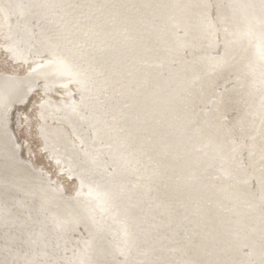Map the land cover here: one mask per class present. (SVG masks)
<instances>
[{
	"label": "bare ground",
	"instance_id": "1",
	"mask_svg": "<svg viewBox=\"0 0 264 264\" xmlns=\"http://www.w3.org/2000/svg\"><path fill=\"white\" fill-rule=\"evenodd\" d=\"M161 1L164 3L162 9L165 14L157 23L147 18V25H157L147 33L152 34V37H169L175 32L174 26L178 24L186 27V30L181 36L175 37L172 44L158 46L150 39L149 45L145 32H137L134 19H126L131 14L130 3H135V0H0V33L12 39L9 50L16 60H26L31 51L24 48L33 44L32 38L36 37V31L32 32L28 27L25 5L31 6L37 21L52 22L59 26L61 34L54 32L53 37H63L69 41L66 46L62 45L64 52L81 53L87 48L95 51L92 58L83 63V69L72 68L71 63L72 60L76 62L75 57L69 60L59 57L49 60L46 65L31 66V70L22 78L0 75L4 80L0 81V235L3 234L5 242L2 245L5 247H0L3 248L0 251V264H123L126 261L121 262L119 259L124 257L128 258V264H223L224 260L220 258L223 255L218 257L220 253L232 258L231 261L228 259L227 264H247L245 260L237 262L240 255V243L237 239L230 240L227 246L219 250L221 236L225 232L236 234L235 227L239 226L245 229L242 237L244 243H247L255 257L264 264V209L262 210L263 206L256 207V200L251 201L250 188L243 195L245 198H238L233 205L228 206L237 214L236 225L228 227L229 229L218 225V235L214 237L208 233L204 238L199 236L205 244H209L203 245L205 254L200 252V256L191 251L188 241L189 226L195 223L194 229L197 230L199 217L193 214L188 221L186 189L183 186L175 188L169 184L172 177L185 174L179 172L176 163L180 162L179 158L172 155L176 147L175 130L171 126L172 117L175 116L174 108L170 109L163 102L166 92L162 82L157 86L151 84L150 79L152 76L157 77V73L152 72V69L149 71L148 66L150 56L156 49H162L166 56H170L180 53L183 46L192 47V54L198 62L195 63L196 66L180 63V72H189L190 76H186L184 83L174 82L173 88L178 95L182 93L183 99L184 90L190 92L199 86L200 90L194 95L196 103L202 100L208 101L207 104L213 103L215 113L212 116H200L204 119L203 124L207 125L202 130L204 133L201 139L203 137L208 142H213L210 137L215 139L224 134L228 125L223 120L224 112L235 106L230 97L232 89L229 87L222 93H217L216 84L224 85L228 76L234 78L229 82L240 77L243 90H240L239 97L244 95L249 108H252L253 129L256 130L253 134L255 138L258 137L259 147L264 153V0H210L211 5L209 0ZM161 1L148 0L146 6L149 8L154 2L156 4ZM232 2L237 3L236 8ZM146 6L142 5L141 8L146 10ZM214 12L218 16V23L212 20ZM79 24L81 25L78 27ZM216 33L223 45V51L218 58L212 59L211 49L216 43ZM246 36L254 44L250 46ZM136 37L142 42L141 50L134 47ZM126 46L135 51H125ZM51 50L48 51L49 56ZM157 61L165 65L167 60L161 57ZM89 63L92 67L87 65ZM38 77L48 86L59 80L62 89L57 88L51 92L56 96L68 97V100L63 98L64 102L56 105L46 100L41 107L46 122L59 124L60 128L67 129L76 140V143L70 142L62 134L64 131L61 135L58 134L57 147L64 146L67 154L65 159H61L63 155L56 158V161L66 164L68 173L79 181L71 204L64 201L59 190L44 188L42 182L33 178L38 172H33L19 161L16 147L11 142L5 124L9 102L17 100L12 92L21 88L18 85L30 86L33 79ZM220 81L224 83L221 84ZM68 85L76 86L81 93L78 102H74L71 97L70 88L65 90ZM185 113L187 115L186 111ZM235 123L237 124L236 121ZM212 124L215 125L213 129L210 128ZM240 131L243 139L248 138L247 145L244 149L242 147V153H246L251 160L257 145L249 141L251 135L248 136L242 127ZM87 133L91 134L99 150L109 155V172H100L103 164L96 160L97 157L94 158L92 152L87 153ZM41 135L40 139L54 140L49 139L44 132ZM205 144L206 141L198 148ZM228 144L227 147L236 150L241 147V143L234 142L233 145L228 141ZM197 146L193 151L198 149ZM47 148L49 149L46 145ZM163 155L164 159L161 158ZM194 155L195 152L191 155L192 161L197 159ZM222 157L217 155L216 160L221 161ZM228 159L226 165L231 168L235 162H228ZM252 164L250 174L253 175L256 167ZM83 167L85 168L82 169ZM237 172V180L226 178V182L217 185L218 190L213 191L215 201L232 197L235 189H240L241 183L239 184L238 179H244L247 172L243 167ZM162 180L166 186H163ZM197 190H200L199 187ZM245 203H251L253 207H247ZM198 204L204 207L199 202ZM72 207L76 210L71 209ZM204 208L203 217L208 219L207 212L213 207ZM216 213L219 220L225 218V214ZM81 227L88 229L91 242L86 241L81 248L71 250V233ZM102 232H106L110 238L113 236L112 248H106L109 238L106 241V237H101ZM137 241L142 243V246L139 245L140 250L136 245Z\"/></svg>",
	"mask_w": 264,
	"mask_h": 264
},
{
	"label": "rangeland",
	"instance_id": "2",
	"mask_svg": "<svg viewBox=\"0 0 264 264\" xmlns=\"http://www.w3.org/2000/svg\"><path fill=\"white\" fill-rule=\"evenodd\" d=\"M135 1H136L135 3H130L131 6L129 8H130L131 14L130 15L127 14L128 16H126V19L132 18L135 20L136 26L138 27L137 32L138 31H140L141 33L145 32V35H147V37H148V38L146 37V39H148L149 45H150V40L153 42V44H155V45L158 44V46H159V44H165V43L167 45H170L173 43L175 37H178V36H181L182 34H184V30H186V27L178 24V25L174 26L175 32L173 34H171L169 37H165V38L159 37V36L152 37L151 36L152 34H150V33L148 34L147 32L152 31V29H154L155 26L157 27V25L152 24L149 26V25H147L146 22L148 19H153V20H155V23H157L158 19L161 18L165 14L164 10L162 9V6L164 5V3H162V1L160 0L161 2H157L156 4L154 2L153 4L150 5V7L148 5L149 8H147L146 2L148 0H135ZM124 2H126V0H124ZM208 3L211 5L212 1L209 0ZM232 3H233V7H235L237 5L236 2L235 3L232 2ZM142 5L146 6L145 7L146 10H144V8H141ZM206 9L208 11L210 10V8L208 9V7H206ZM142 10H144V12ZM214 10L217 11V8H214ZM25 13L28 14V15H26L28 27L31 28L32 32L36 31L35 32L36 34L34 33V36H36V37L32 38V42H34V43L28 44V45H26V48H24V49H26V51H29V52L31 51V54H29L28 57L26 56L27 58H29V57L30 58L29 59L26 58V60H24L23 62H21L18 58L16 60V57L9 50V44L11 43L10 41H12V39L9 37L7 38L6 34L0 33V75L1 76L13 77L16 79L22 78V77L27 75L28 71L31 70L30 69L31 66H33V65L36 66V64L38 66L39 65H46L49 63V60L54 59V58H59V57H62V59L67 58L68 60L70 58L75 57L76 62H74L72 60V63H71V66H73L72 68L76 69V67H81L83 69V67H82L83 63H85L88 58H92V54L95 51H93L92 49L87 48V47H83V48H87V50H83V52H81V53L71 54L72 51H68L67 53L64 52L63 46H66L69 41L64 40L63 37H61L62 40L58 39V38L55 39L56 37H53L54 32L57 33L58 35L61 34V32L59 31V29H60L59 26L53 24L52 22L41 23V22H39V20L37 21V19L35 18V12L33 11V9H31V6L28 7V5H25ZM145 15H146V17H145ZM211 17H212V20L214 23H218V16H217L216 12H214V14ZM13 22L16 23L15 21H13ZM31 23L34 24L33 25L34 27L31 25ZM143 23H145V24H143ZM50 24H52V25L50 26ZM60 24L62 26V23H60ZM80 25L81 24H79L78 27ZM74 26L75 25L73 24V27ZM151 26H152V28H151ZM55 29H57V30H55ZM37 33L39 34V36H37ZM57 34H56V36H58ZM216 37H217L215 39L216 43L213 44V47L211 49L212 59L218 58L220 55H222V51H223V45H222V43H220L221 40L218 38L217 33H216ZM138 38L139 37H136V45H134V47H136L137 50H141L142 42ZM35 39H36V41H35ZM36 42H37V44H35ZM54 43H55V45H54ZM51 44H53V45H51ZM7 45H8V47H7ZM50 47H52V48H50ZM55 48L57 51L55 50ZM49 50H51V56H49L50 55V52H48ZM131 50L135 51L133 48H131L129 46L125 47V51H127V52L130 51L129 53H131L132 52ZM191 51H192V47L187 45V46H183L179 51L180 53H178L177 55L166 56L165 52L162 49H156L155 52H152V56H150L148 66H149V71H150V69H152V72L157 73V77L152 76V78L150 79L151 84L153 86H157L159 83L162 82V87L164 88V91L166 92V96L164 97L163 102L165 104H167L170 109H172V107L174 108L175 116L172 117L171 126H173L174 130H175L174 135H175L176 147H174L172 155L177 156L176 158H179L180 162L179 163H178V161L176 162L178 165V168H179V172H182L185 174H182V175L180 174V175H176L175 177H172L173 180H171L172 178L169 179V181H170L169 184L174 186L175 188H179V187L183 186L186 189L187 197L185 199V204L189 207V209H188L189 213L187 216L188 221L190 220V217L193 216V214H195L196 217H199L197 230L194 229L196 227L195 223H193V224H191V226H189L190 231H189L188 241L191 244V251L197 252V254L201 256L200 252L204 253L203 245H209V244L208 243L205 244L201 239H199V236L201 238H204L205 234L208 233L211 235V237H214V236L218 235L217 231H216L218 225L221 228L222 227L228 228V227H233L234 225H236L237 218H238L237 214L235 212H233V210L228 206L233 205V203L236 200H238V198L239 199H242V197L245 198V196H243V195H245V192L248 188H250V195H252L251 201L254 202L256 200V202H257L256 207L260 208L263 206L262 210L264 209V199H263L264 198V184H263L264 183V159H263L264 153L262 152V150L259 147L258 137L255 138L254 134H253L254 131L256 132V130L253 129L254 128V122H253L252 116H251L252 108L251 107L249 108V104H248L246 97L244 95H243V97H239L240 90L241 91L243 90V81H242V79L241 80L239 79L240 77L236 78V80H234L233 82L231 81L232 82L231 83L229 81L233 80L234 78H233V76H228L226 81L224 80L225 81L224 85L216 84V87H215V91L217 93H222L223 91H225L226 89H228L230 87L232 89V92L230 93L231 94L230 97L234 102L233 104H235V106L233 105V107H231V109H229L228 112H224L225 113L224 114L225 119H223V120H226L227 124H228L225 131H224V134L217 136L215 139L214 138L212 139L210 137V139L213 142H211V141L208 142L207 139L204 140L205 138H203V137H202L203 140L201 139V135L204 133L202 130H205L207 128V125L203 124L204 119L201 118L200 116H201V114L202 115L204 114L205 116H207V115L212 116L215 113V108H213V103L207 104L208 101H203V100L196 103V101L194 100L195 99L194 95L197 94L198 91L200 90L199 86L191 89L190 92H189V90L188 91L184 90L183 99L181 97L182 93H180L178 95L177 90L175 88H173V86L175 84L174 82H180L181 83V81H182V83H184L186 81V76L190 74L189 72H186V73L180 72L181 68H179V67L181 66V64L182 65L183 64H191L192 66L193 65L196 66L195 63L198 62V60L194 59V56L192 54L193 51L192 52ZM66 54H67V56L69 55L68 56L69 58L67 56H65ZM55 55L56 56L58 55V56L56 57ZM78 55H80V56H78ZM158 57L159 58H161V57L166 58V60H167L165 62L166 64L164 65V64L158 63V61H157V60H159ZM208 58H209V56H208ZM43 59H45V60H43ZM40 62H42V63L40 64ZM87 65L92 67V65H90V63ZM204 67L205 66L203 65L202 68H204ZM39 80H40L39 77H38V79L34 78L32 83H30V86H26V84L25 85H18L21 88H18V89H16V91L12 92L14 98H17V100H15L11 103L9 102V107L7 109L6 116H5V118H6L5 124H6L7 129H8L7 130L8 134L10 135V138L12 139L11 142L16 147L15 152L17 151L16 154L18 155L17 158L19 159V161L21 163H23L25 166L27 165V167H29L33 172H35V173L38 172L37 174L31 172V173L35 174V176L33 178L38 180V182H42L43 183L42 185L44 188L46 187V188H52L53 190H59L60 191L59 193H61L63 195L62 197L64 198V201L66 203L71 204L72 200H74V198H75L77 188H78L77 184L79 181L77 180V178L73 177L72 175H70V173H68L69 170L66 167V164L62 163L61 161L60 162L56 161V158L57 159L61 158L63 155L64 156L61 159H65L66 154H67L66 153L67 149H65L64 146L59 145V148L57 147V145L59 144L58 134L61 135V133L64 131L62 134L66 135V137H68L71 140L70 142H75L76 140L73 139V137L69 134V131L67 129L63 130L62 128H60L59 124L54 123V122H51V123L46 122L45 121L46 119H44L45 117L43 118V114H42V110H43L42 108L43 107H41V104L44 103V101H46V100L48 102H52L53 104L56 105L62 101L64 102V100H62L63 98H66L65 100H68V97L63 96V95H57L56 96L55 94H53L51 92L52 90H57V88L62 89L61 87H63V86L59 80L51 82V84H52L51 86H48V84L45 85L44 81L40 80L42 82L41 83V82H39ZM0 81L3 82L4 81L3 78H0ZM150 81H149V84H150ZM224 81H222V82L220 81L221 84H223ZM93 87H95V86H93ZM67 88H70V90L72 91L71 97L74 99V102H76L78 99H80L81 93L79 92V90L76 86L71 85V87H70L68 85L65 88V90ZM72 89L73 90L75 89L74 90L75 93L73 92ZM171 89H174V90H171ZM173 93H176L177 95L173 94ZM242 94H243V92H242ZM14 102H15V104H14ZM179 106L181 108H177ZM190 106H193V107H190ZM176 109H178V110L175 111ZM185 111L187 112V115H186ZM172 113L173 112H171V114ZM87 115H88V113H87ZM231 119H233L234 121L233 120L231 121ZM235 121L237 122V124L235 123ZM255 121H256V119H255ZM45 122H46V125L44 126L43 124ZM189 123H190L191 127L189 126ZM238 125H240L242 127V129L245 131L246 134H248V136L251 135L249 138V141L252 143H255L257 145V148L255 149V152H254L251 160H249V156H247L246 153H242L243 149L245 148V145H247V143H248V138L243 139V134H241L242 131H240L241 127ZM214 126L212 124L210 126V128L213 129ZM43 127H44V129H43L44 131L42 130ZM58 129H62V130L58 131ZM40 130H42V131H40ZM43 132L45 135H47L49 137V139L52 138L54 140L40 139V135ZM199 132H201V133H199ZM197 134H199L200 137H198ZM45 135H44V137L46 138ZM87 136H88V138H87V145H88L87 146V153L92 152L91 154L94 156V158L97 157L96 160L100 164H103L101 166L100 172H109L108 170H110V167H111V160L109 159L110 158L109 155L108 154L106 155L105 153H103L99 150V147L96 144H94L95 142H94L91 134L87 133ZM90 138H91V142H89ZM50 141H52V142H50ZM204 141H206L207 144H205L202 148H198V147H200L201 144H203ZM228 141L229 142L231 141L233 143V145H235L234 142L235 143H241V145H240L241 147H239V149H237V150L232 149L231 147H227V145H229ZM46 145H47V147H49V149L48 148L46 149ZM53 145H54V147H53ZM195 146H197L198 149L193 151ZM7 147H8V145H7ZM242 147H243V149H242ZM59 149H61V150H59ZM50 151H51V153H50ZM94 152H95V154H94ZM194 152H195L194 156H196L197 159H194V161H192L193 157L191 155H193ZM50 154H51V156H50ZM261 154H262V156H261ZM217 155L219 157L223 156L221 158V161L216 160ZM161 158L164 159L165 155L161 156ZM227 158H229L228 162H230V161L235 162L234 166H232L230 164L231 168L230 167L227 168V165H226L227 164V161H226ZM89 160L90 159H88V162L92 163V161H89ZM180 163H183V164L181 165ZM252 163L256 167L253 175L250 174V172L252 170L251 169ZM85 165H88V164H85ZM198 166H199V168H197ZM260 166H262V167H260ZM242 167L245 169L247 174H245L244 179L243 178L238 179L239 184L241 183L240 189L239 188L235 189V193L232 194L233 195L232 197L227 196L224 198H219V199H217V201H215V195L213 194V191L216 192L218 190L217 185L223 183L224 181L226 182L227 180H230L232 178L237 177L238 176L237 171L239 169H242ZM84 168L85 167H83L82 169H84ZM21 171H23V170H21ZM40 174H41V176H40ZM194 174H196L195 177H194ZM211 174H213V175H211ZM28 175H30V174H28ZM180 177H182V178H180ZM226 178H227V180H226ZM197 183H199L200 185H198ZM162 184H164L163 186H166V184L163 182V180H162ZM197 187H199L200 190H197ZM259 189H260V191H259ZM249 196H247L248 197L247 199H249ZM218 197H220V196H218ZM195 201H197V202H195ZM198 202L200 203V205L202 204V206H204V207H208V208L213 207V208L209 209V211L207 212L208 219H205L203 217V214L205 212V208L199 206ZM190 204H192V206ZM244 205L247 207L248 206L253 207V205L251 203H245ZM227 207H228V209H227ZM71 209H75V208L72 207ZM226 209H227V211H226ZM199 210L201 213H199ZM216 212H219V214H225L224 215L225 218L219 220L218 214ZM234 216H235V219H234ZM86 225H88V224L86 223ZM83 227L79 228V230L76 229L75 231H73V233H71L72 236L70 238L71 239L73 238V240H71L69 242V244H70L69 246H70L71 250L81 248L86 241L89 243L91 242V239H89L90 238V232L88 231V229H84ZM235 228L237 229L236 234L232 235L231 232H225L221 236V240H219V242H218L219 243L218 244L219 250H222L223 247L227 246V243L230 240H236L237 239L240 243L239 244L240 255L237 259V262H239V260L240 261L245 260L247 262V264H261V261H259L255 257L253 250L250 247H248V245H246L247 243L246 244L244 243L245 240L242 239V237L244 236V233H245L244 232L245 229L243 227H240V226H239V228L238 227H235ZM85 230H87V231H85ZM0 236L2 237L3 234ZM83 237H84V239H83ZM101 237H103V238L106 237V239L109 238V241H108V239L106 240V241H108L106 243V246H107L106 248L109 247L108 249H110V247L112 248L114 246L112 243L113 242V236H111V238H112V240H111L110 235L108 237L106 232H102ZM79 238H81V239H79ZM0 239H1L0 240L1 241L0 247L4 248L5 245L2 246L3 244H5V242H3L4 237H2ZM88 239H89V241H88ZM131 240H132V236H131ZM129 241H130V239H129ZM74 242H75V244H74ZM109 242H110V244H108ZM79 243H81V244H79ZM111 243H112V245H111ZM136 243L135 244L138 247H139V245L142 246V243H140V241H137ZM72 247H74V248H72ZM2 249L0 248V251ZM140 249H141V247H139V250ZM220 255H223V256L220 257ZM218 257H220L222 259V261L224 260L223 264H227V262H229V260L231 261V259H232L231 257H228V255L224 256V254H221V253L218 255ZM119 260L121 262L126 261L123 264L129 263L128 262L129 260H128V258L126 259V257L119 259ZM1 262H2V260L0 261V263Z\"/></svg>",
	"mask_w": 264,
	"mask_h": 264
},
{
	"label": "water",
	"instance_id": "3",
	"mask_svg": "<svg viewBox=\"0 0 264 264\" xmlns=\"http://www.w3.org/2000/svg\"><path fill=\"white\" fill-rule=\"evenodd\" d=\"M242 26H243V24H242ZM246 40L248 41V44L251 46L252 44H254L253 42H252V39H249L247 36H246Z\"/></svg>",
	"mask_w": 264,
	"mask_h": 264
}]
</instances>
